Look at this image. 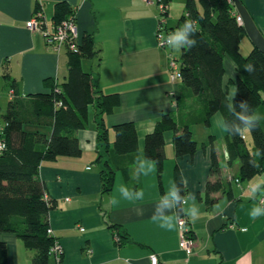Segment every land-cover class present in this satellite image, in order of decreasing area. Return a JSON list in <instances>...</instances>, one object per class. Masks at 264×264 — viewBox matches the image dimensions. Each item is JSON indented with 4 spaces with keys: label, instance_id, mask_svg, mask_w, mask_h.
Instances as JSON below:
<instances>
[{
    "label": "crops",
    "instance_id": "1",
    "mask_svg": "<svg viewBox=\"0 0 264 264\" xmlns=\"http://www.w3.org/2000/svg\"><path fill=\"white\" fill-rule=\"evenodd\" d=\"M241 1L264 35V0ZM188 2L169 0V33L174 31L173 26L179 28ZM59 3L75 11L80 41L91 35L98 51L93 57L79 59L82 69L92 74L101 93L119 98L114 110L102 115L109 149L98 144V110L97 104L92 103L88 125L77 131L82 154L41 162L46 196L53 203L50 228L62 245V264H150L153 252L162 264H264V215L256 219L250 216L254 206L264 209V184L255 192L252 190L257 182L264 181V173L250 181L236 182L239 162L228 164L227 132L220 130L226 124L222 113H213L206 124L198 98L181 78L172 79L171 57L182 55L183 48L173 50L159 45L157 2L0 0V123L15 93L26 97L49 92L50 83L62 84L68 79L71 52L66 47L56 49L46 42L41 30L27 27L37 11H42L45 23L52 26ZM254 47L245 35L242 53L247 55ZM225 68L223 88L228 92L236 87L238 71L229 57L225 58ZM5 73L10 74L13 87ZM166 112H177L179 123L190 125L193 136H198V148L193 156L178 158L174 134L166 132L167 157L161 171L154 161L155 170L144 175L148 165L141 169V164L145 159L153 161L145 156L146 135ZM128 121L136 125L139 150L115 155L114 126ZM25 129L45 132L48 138L52 132L49 126L30 123L25 124ZM212 146L218 166L212 163ZM177 167L186 182L182 200L187 203L170 200V207L163 206L161 198L176 183ZM103 168H112L115 173L113 187L107 192L103 190ZM219 181L220 189H208L210 183ZM121 187L129 191L130 200L125 199ZM140 190L144 193L142 198L137 196ZM190 193L195 200L189 197ZM113 198L118 203L113 204ZM192 208L199 218L193 222L187 217L195 238L194 252L189 255L180 246L178 219L168 229L153 221L152 216L170 211L185 214ZM0 240L8 244L7 264H32L35 250L16 234L0 232Z\"/></svg>",
    "mask_w": 264,
    "mask_h": 264
},
{
    "label": "trees",
    "instance_id": "2",
    "mask_svg": "<svg viewBox=\"0 0 264 264\" xmlns=\"http://www.w3.org/2000/svg\"><path fill=\"white\" fill-rule=\"evenodd\" d=\"M70 10L64 3L57 4L55 21L64 19ZM186 19H191L197 28L193 37L197 42L195 46L182 50L181 79L198 98L205 113L206 124H209L210 116L215 112L222 113L225 123L232 129L235 124H241L240 116L229 110L227 91L223 88L226 57L235 62L238 71L235 80L238 92L233 101L235 113L251 115L255 111L261 117L253 122L255 127L249 134H226L228 164L239 162L237 179L250 181L264 173V53L257 47L247 55L242 53L241 42L247 35L246 30L237 20L228 0H189L187 13L180 18L178 27ZM79 46V54L71 53L72 61L66 82L50 83L49 92L27 94L26 97L15 93L0 123L6 144V148L0 151V232L14 233L28 248L34 249L32 264L58 262L51 251L54 236L48 233V229L53 203L46 198L45 185L40 175L41 162L59 156L82 154L77 131L88 125L92 103L97 104L98 110V144L110 147L102 115L112 112L119 104V98L101 93L94 84L92 74L84 71L79 64L81 57H93L98 52L93 37L86 35ZM248 63L255 66L254 72L244 70V65ZM4 77L13 87L14 81H11L10 74L5 73ZM243 100H247L251 107L241 108L240 101ZM260 108L262 112H259ZM29 123L49 126L52 129L50 137L45 132L26 130L25 124ZM114 131L113 154L124 155L139 150L140 139L133 122L116 124ZM169 131L174 134V148L178 158L193 156L198 148L190 125L179 123L173 113H164L155 129L146 135L144 147L146 158L155 161L160 171L167 157L165 134ZM257 150L258 155H253ZM211 158L213 165L218 166L214 146ZM255 162L257 166L254 167ZM105 163L110 165L109 161ZM182 179L177 167L175 186L181 198L186 190ZM114 180V169L103 168L104 192L112 189ZM213 187L220 189L222 182L208 185V189ZM7 257L8 244L0 240V264H7Z\"/></svg>",
    "mask_w": 264,
    "mask_h": 264
},
{
    "label": "built area",
    "instance_id": "3",
    "mask_svg": "<svg viewBox=\"0 0 264 264\" xmlns=\"http://www.w3.org/2000/svg\"><path fill=\"white\" fill-rule=\"evenodd\" d=\"M148 3L157 2L159 6V20L157 26V40L161 47H167L165 37L169 34L168 28V10H169V0H145ZM228 2L233 6L234 12L237 20L242 24V17L239 14L236 7V0H228ZM27 27L30 30H41L44 34L45 40L49 45L54 46L56 49L61 47H66L70 52L78 54L80 53V39L79 31L77 25V18L75 11L71 10L68 15L59 22H54L52 26L48 27L44 20V15L42 11L35 12L28 22ZM181 63L177 58L171 57L170 68L172 79L181 78L180 73ZM174 95V92H172ZM6 148L5 141L3 140V126L0 124V151ZM236 182H240L236 179ZM47 198V197H46ZM185 200H182L184 203ZM178 227L180 233V246L189 255L194 252L195 238L189 228V221L184 213H180L178 217ZM48 233L53 235L52 228L48 229ZM52 255L58 258L57 264H62L63 260V248L60 241L54 237V245L52 246ZM150 264H162L157 253L153 252L150 254Z\"/></svg>",
    "mask_w": 264,
    "mask_h": 264
},
{
    "label": "clouds",
    "instance_id": "4",
    "mask_svg": "<svg viewBox=\"0 0 264 264\" xmlns=\"http://www.w3.org/2000/svg\"><path fill=\"white\" fill-rule=\"evenodd\" d=\"M196 31H197V28L194 25V22L191 19H186L184 21V23L178 29L169 33L165 37L166 45L173 50H179L181 48H191V47L195 46L196 42H197L193 38ZM244 70L249 72V73H252L255 71V66L251 63L245 64ZM237 92H238V88L233 87L226 93V96H227V100H228L229 110L232 111L234 113V115L240 116L241 124H235L234 129L230 128L228 124H225L224 127L222 129H220L221 131L227 132L231 135H233V134L243 135L245 132H250L253 129V127H255L253 122L256 120H259L261 118L260 115L258 113H256L255 111H253L251 115H245L242 113H235V106L233 104V101H234V98H235ZM240 106H241V108H244V109L251 107V105L248 103L247 100L240 101ZM214 125H215V121H214ZM252 154L258 155V150H257V152L252 153ZM145 164L148 165V171L144 172V175H148L149 173H151L155 170V162L154 161L150 162V161L145 159V161L141 164V169L144 168ZM255 166H257L256 162L254 163V167ZM181 182L186 184V182L183 179L181 180ZM261 184H264V181L257 182L256 185L252 188V190L255 192ZM120 191L123 193V196L125 197V199H128V200L131 199L129 191L126 188L121 187ZM137 196L142 198L144 196L143 191L140 190L137 193ZM189 197L192 200H195L194 194L190 193ZM182 199L183 198H181L178 195V190L176 189L175 183H173L171 185L170 189L167 191L166 196L161 198V204L163 206H169L170 207L171 206L169 204L170 200L171 201H179ZM112 203L116 204V203H118V201L115 198H113ZM184 203H187V201L185 200ZM137 214L141 215L142 213H137ZM179 214L180 213L176 212V211H170L168 213L161 212V215L159 217L153 215L152 220L159 222L161 227L171 229L173 227V220L178 219ZM184 215H186L193 222L199 218V213L197 212V210L195 208L187 210ZM261 215H264V209L259 208L258 206H254L253 211L250 213L251 218L256 219Z\"/></svg>",
    "mask_w": 264,
    "mask_h": 264
},
{
    "label": "water",
    "instance_id": "5",
    "mask_svg": "<svg viewBox=\"0 0 264 264\" xmlns=\"http://www.w3.org/2000/svg\"><path fill=\"white\" fill-rule=\"evenodd\" d=\"M236 7L239 14L242 17V25L244 26L246 33L251 38L252 42L254 43L255 47L260 49L264 53V35L261 30L258 28L257 24L253 20L252 16L250 15L249 11L244 6L241 0H236ZM228 156V151H226Z\"/></svg>",
    "mask_w": 264,
    "mask_h": 264
},
{
    "label": "rangeland",
    "instance_id": "6",
    "mask_svg": "<svg viewBox=\"0 0 264 264\" xmlns=\"http://www.w3.org/2000/svg\"><path fill=\"white\" fill-rule=\"evenodd\" d=\"M173 29H174V31L177 29V27H176V25L175 26H173ZM174 55V54H173ZM177 59H178V61L180 62V59H181V54H177V56L176 55H174ZM181 63V62H180ZM175 113V115H177V112H174ZM177 117V116H176ZM195 137H198L197 136V134L195 135ZM195 137H194V139H195ZM250 144H252V141L250 140V142H249ZM261 176H262V174H261Z\"/></svg>",
    "mask_w": 264,
    "mask_h": 264
},
{
    "label": "bare ground",
    "instance_id": "7",
    "mask_svg": "<svg viewBox=\"0 0 264 264\" xmlns=\"http://www.w3.org/2000/svg\"><path fill=\"white\" fill-rule=\"evenodd\" d=\"M55 22H59V21H55ZM80 45H81V41H80ZM70 52V51H69ZM72 53V52H71ZM79 54V53H78Z\"/></svg>",
    "mask_w": 264,
    "mask_h": 264
}]
</instances>
